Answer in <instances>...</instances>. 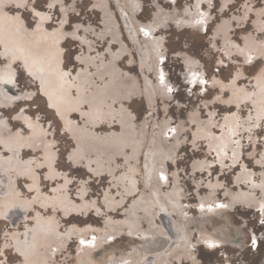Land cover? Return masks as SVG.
I'll list each match as a JSON object with an SVG mask.
<instances>
[{"label": "rangeland", "instance_id": "obj_1", "mask_svg": "<svg viewBox=\"0 0 264 264\" xmlns=\"http://www.w3.org/2000/svg\"><path fill=\"white\" fill-rule=\"evenodd\" d=\"M0 22L61 41L56 90L72 118L67 128L24 66L43 49L0 37V77L10 69L26 96L0 106V169L20 195L0 205V264H111L145 242L113 238L134 223L164 240L133 264H192L194 249L198 264H264V0H0ZM102 228L112 241L81 251Z\"/></svg>", "mask_w": 264, "mask_h": 264}, {"label": "bare ground", "instance_id": "obj_2", "mask_svg": "<svg viewBox=\"0 0 264 264\" xmlns=\"http://www.w3.org/2000/svg\"><path fill=\"white\" fill-rule=\"evenodd\" d=\"M129 4V3H128ZM131 4V3H130ZM224 10V9H223ZM21 13V12H20ZM19 14V13H18ZM6 15V14H5ZM159 15V14H158ZM36 16V18L38 19V21H40V17L41 16H39V14H36L35 15ZM7 17V16H6ZM174 18V17H173ZM3 20V19H2ZM23 18H22V21L21 22H23ZM41 22V21H40ZM1 23V22H0ZM198 23L200 24V22H194V24L192 25V27L193 26H197V27H199V28H202V26L201 25H203V24H200V25H198ZM3 24V23H2ZM2 24H0L1 26H2ZM8 26V25H7ZM2 27H4V25L2 26ZM2 27H0V28H2ZM19 27V26H18ZM26 27H28V26H26ZM11 28V27H10ZM9 29V28H8ZM12 29H13V27H12ZM31 29V28H30ZM1 30H4V29H1ZM6 31H5V33L3 32V31H1V33H0V37L2 38H4L5 40H7V41H13V40H19L20 42H21V44H23L22 43V35H24V39L23 40H26V43H27V47H28V50L29 51H31L32 49H38L37 47H41L42 49H43V52H41V54L43 55H41L40 53H38L39 54V58H40V60L42 61L43 60V62L44 63H46L47 65L46 66H43L44 65V63L43 62H41L39 59H37V58H35V60H27V58H25L24 59V62H25V67L27 68V70H28V72H29V74L30 75H34L35 76V78L37 79V80H39L40 82H41V86H42V92H43V94L46 96V98H47V102L49 103V105L55 110V112H56V114H57V116L59 117V118H61V120L63 121V123L65 124V126L68 128L69 126H70V124H69V121L72 119H70L69 120V118H67V116H66V114H65V112H63V110L60 108V103H62V101H60V99H59V97H61V95H62V93H59L56 89V87H59V86H61V84H60V82L62 81V83L64 82V79H62V76H59L57 73H56V71H55V68H54V66L53 65H55V60L54 59H59V56H61V54H62V51H61V41H59V39H55L54 38V35L52 34V32L48 29V27L47 26H43L42 28H41V26H40V23H39V25H37L36 24V26H35V28L33 29V32H29V34H22L23 33V30L24 29H21V28H18L17 30L16 29H13V30H7V28L5 29ZM16 30V31H15ZM22 30V31H21ZM29 31V30H28ZM3 32V33H2ZM34 33H36V34H34ZM37 33H41V34H39V36L37 35ZM32 34V35H31ZM127 34V33H126ZM144 34V33H143ZM31 35V36H30ZM35 35V36H34ZM132 35V34H131ZM247 36V35H246ZM0 38V39H1ZM2 38V39H3ZM44 39L45 38V40L44 41H42V39ZM1 39V40H2ZM49 40H50V43H48L49 42ZM4 41V40H3ZM5 42V41H4ZM16 42V41H15ZM14 42V43H15ZM11 44L13 43V42H10ZM25 43V44H26ZM6 44H9V43H6ZM10 45V44H9ZM15 46H17V44H14ZM42 45V46H41ZM138 45V44H137ZM144 45V44H143ZM8 46V45H7ZM126 46V45H125ZM10 47V48H9ZM9 47H7V48H9L10 50H11V45L9 46ZM23 47H24V44H23ZM146 48V47H145ZM14 49H15V47H14ZM16 49H17V47H16ZM15 51V50H14ZM25 51V50H24ZM5 52V51H4ZM144 52H145V50H144ZM8 53H9V51H8ZM14 53V52H13ZM16 53V52H15ZM25 53V52H24ZM27 53V52H26ZM35 53V52H34ZM50 53V55L51 56H46L47 54H49ZM148 53V52H147ZM11 54V53H10ZM17 54V53H16ZM36 54V53H35ZM142 54V53H141ZM145 54V53H144ZM13 55V54H12ZM34 55V54H33ZM8 56V55H7ZM4 58V57H3ZM142 59H144V58H142ZM149 59V58H148ZM18 60V59H17ZM145 60H147L146 58H145ZM142 61V60H141ZM14 62V61H13ZM150 64V63H149ZM148 64V65H149ZM9 65V64H8ZM41 65V66H40ZM142 65H144V64H142ZM148 65H147V67H148ZM42 66L43 67H46V71H45V73L46 74H48V75H51L50 77H49V80L47 81V80H43V79H41L40 78V76H39V72H37V70L35 69V68H42ZM8 67V66H7ZM150 67V66H149ZM4 68V67H3ZM10 68V67H9ZM61 68V67H60ZM261 68V67H260ZM150 69V68H149ZM4 71H2L1 70V73H2V75H1V77H0V106H1V103H6V102H17V101H19V100H21V99H24V97L23 96H25V94L24 93H20V88H19V86L14 82V80L12 79V74H11V72H10V69H8V68H5V69H3ZM62 70V69H61ZM61 72V71H60ZM59 72V73H60ZM67 72V71H66ZM43 74V73H42ZM52 74H53V76H52ZM63 74V73H62ZM15 75H16V73H15ZM47 75V76H48ZM58 75V76H57ZM42 76V75H41ZM64 77V76H63ZM60 78V79H59ZM66 79V78H65ZM148 80H149V78H148ZM149 82V81H148ZM151 82V81H150ZM145 83V82H144ZM167 83V82H166ZM170 84V83H169ZM151 85H152V83H151ZM158 86V85H157ZM160 86V85H159ZM62 87V86H61ZM162 87V86H161ZM164 87V86H163ZM151 89V88H150ZM161 89V88H160ZM165 89V88H164ZM63 90V89H62ZM152 91H153V89H152ZM251 91V90H250ZM40 92V91H39ZM151 93V92H150ZM175 93V92H174ZM149 94V93H148ZM31 95L32 94H30L29 96H30V98H31ZM153 95V94H152ZM26 97V96H25ZM147 97H150V96H147ZM9 100V101H7V99ZM29 98V97H28ZM146 99V98H145ZM147 99H149V98H147ZM79 101V100H78ZM101 101L102 100H93L92 101V103H89L90 105H91V107L93 108L92 109V112H91V114H93L96 110V112H99L100 111V105L99 104H101ZM154 101H155V99H154ZM67 102L68 103H70V101H68L67 100ZM152 102V101H151ZM247 102V101H246ZM64 103V102H63ZM67 103V104H68ZM75 103H78L77 101L75 102ZM150 103V102H149ZM104 104V103H103ZM10 105H12V104H10ZM150 105V104H149ZM3 106V105H2ZM66 106H68V105H66ZM64 108H65V103H64ZM75 109H76V107H74ZM73 108V109H74ZM2 109H3V107H2ZM70 111V110H69ZM78 111V110H77ZM2 112V111H1ZM68 113V112H67ZM2 114V113H1ZM69 116V115H68ZM87 116V118H89V115L87 114L86 115ZM31 117V116H30ZM32 118V117H31ZM94 119V118H93ZM33 120V119H32ZM35 120V119H34ZM110 120V119H109ZM39 122V121H38ZM126 122V121H125ZM5 124H7V122H6V119H4L3 117H2V115H1V125H0V130H1V136H2V134H4V133H6L5 132V130L3 129V127L2 126H4ZM127 124V123H126ZM125 124V125H126ZM99 125V124H98ZM121 125V124H120ZM9 126V125H8ZM34 126V125H33ZM31 124H29L28 125V127L29 128H32L33 127ZM78 126V125H77ZM111 126V125H110ZM65 127V128H66ZM98 127V126H97ZM33 128H35V127H33ZM42 129V128H41ZM39 129H37V131H38ZM69 130V129H68ZM42 131H44V129L42 130ZM41 131V132H42ZM20 132H22V131H20ZM24 132V131H23ZM40 131H39V133H41ZM38 133V132H37ZM42 133H44V132H42ZM75 133V132H74ZM103 133V132H102ZM8 134V133H7ZM22 134V133H21ZM92 134H94L93 132H92ZM99 134V133H98ZM97 134V135H98ZM108 134V133H107ZM114 134V133H113ZM11 135V134H10ZM9 135V136H10ZM15 135V134H14ZM44 135H46V134H44ZM43 135V136H44ZM96 135V134H95ZM94 135V136H95ZM96 135V136H97ZM130 135V134H129ZM99 136V135H98ZM104 136V135H103ZM106 136V135H105ZM113 136V135H112ZM115 136V135H114ZM113 136V137H114ZM152 136V135H151ZM150 136V137H151ZM8 137V136H7ZM28 137H30V135L28 136ZM39 137H41V136H39ZM38 137V138H39ZM85 137V136H84ZM26 138H27V136H26ZM33 138V137H32ZM4 139V138H3ZM28 139H30V138H28ZM83 139V138H82ZM157 139V138H156ZM5 140V139H4ZM75 140H79L78 139V136L76 137V139ZM84 140V139H83ZM86 140V139H85ZM84 140V141H85ZM13 142V141H12ZM36 142V141H35ZM37 142H42V141H37ZM51 142V141H50ZM54 142V141H53ZM76 142V141H75ZM26 143H27V141H26ZM26 143H24L23 145H25ZM153 143V142H152ZM157 143V142H156ZM1 144V143H0ZM2 144H4V143H2ZM16 144V143H15ZM14 144V145H15ZM52 145H53V143H51ZM77 144V143H76ZM13 145V144H12ZM29 146H30V148L32 149L33 148V152H34V149H36L40 144L39 143H36V144H33V143H30V144H28ZM80 145V144H79ZM84 145V144H83ZM150 145V144H149ZM1 146H3V145H1ZM42 146V145H41ZM81 146H82V144H81ZM152 146V145H151ZM7 147V146H6ZM5 147V148H6ZM12 147H14V146H12ZM51 148H52V146H50ZM84 147V146H83ZM147 147H149L148 145H147ZM146 147V148H147ZM1 148V147H0ZM9 148V147H8ZM16 148V150H17V147H15ZM91 148V147H90ZM3 149H4V147H3ZM21 149V148H20ZM25 149V148H24ZM37 149H39V148H37ZM87 149V148H86ZM40 150V149H39ZM85 150V149H84ZM145 150V149H144ZM7 151H10V150H7ZM12 151H15V150H12ZM11 151V152H12ZM2 152V151H1ZM10 152V153H11ZM20 152V151H19ZM18 152V153H19ZM21 152H22V150H21ZM7 153V152H6ZM20 154V153H19ZM85 154V153H84ZM148 154V153H147ZM13 155H14V152H13ZM16 155H17V153H16ZM49 155V154H48ZM81 155V154H80ZM86 155V154H85ZM84 155V156H85ZM18 156H20V155H18ZM42 156V155H41ZM45 156V155H44ZM82 156V155H81ZM6 157V156H5ZM47 157H49V156H47ZM47 157H46V159H47ZM80 157V156H79ZM83 157V156H82ZM2 158V157H1ZM8 158V157H7ZM17 158V157H16ZM36 158V157H35ZM39 158V157H38ZM44 158V157H43ZM19 159V158H18ZM34 159V158H33ZM5 160H10V161H13V159L12 158H8V159H5ZM49 160V159H48ZM83 160V159H82ZM73 161V160H72ZM15 162V161H14ZM30 162V161H29ZM37 162V161H36ZM47 163V162H46ZM45 163V164H46ZM73 163V162H72ZM75 163V162H74ZM105 163V162H104ZM147 163V162H146ZM49 164V163H48ZM51 164H52V162H51ZM42 165V164H41ZM37 166H40V165H37ZM86 166V165H85ZM30 167V166H29ZM36 167V166H35ZM50 167V166H49ZM101 167V166H100ZM19 168V167H18ZM31 168V167H30ZM3 169V168H2ZM90 169V168H89ZM107 169H108V167H107ZM111 169V168H110ZM57 170V169H56ZM19 171V170H18ZM53 171V170H52ZM107 171V170H106ZM8 170L7 169H3V170H1L0 169V205H1V203L2 204H5V203H9V202H11V201H14L16 198H18L20 195H18V192H15L14 191V188H13V186H14V184H13V181H9L8 179H6V178H3V176L4 177H8L7 175H8ZM54 172V171H53ZM109 172H110V170H109ZM60 173V172H59ZM64 173V172H63ZM95 173H96V171H95ZM107 173H108V171H107ZM51 174V173H50ZM66 174V173H65ZM98 174V173H97ZM108 174H110V173H108ZM12 175V174H11ZM58 175V174H57ZM48 176V175H47ZM52 176V175H51ZM66 176V175H65ZM99 176V175H98ZM49 177V176H48ZM47 177V178H48ZM53 177H55L54 175H53ZM17 178V177H16ZM59 178V177H58ZM65 178H67V176L65 177ZM46 179V178H45ZM51 179V178H50ZM52 180V179H51ZM69 181H70V179H69ZM67 182V181H66ZM71 182V181H70ZM37 183H38V180H37ZM67 185H68V183H67ZM26 186V185H25ZM40 186V185H39ZM16 187V186H15ZM43 188V187H42ZM69 188V187H68ZM30 189V188H29ZM37 189H39V187L37 188ZM56 189V188H55ZM27 190H28V188H27ZM56 190H58V188L56 189ZM20 191V190H19ZM29 191V190H28ZM55 191V190H54ZM60 191V190H59ZM80 191H81V189H80ZM106 191V190H105ZM63 192V191H62ZM54 193V192H53ZM66 194H68V192H65ZM78 193V192H77ZM82 194V193H81ZM87 194V193H86ZM107 194H109V193H107ZM57 195H58V192H57ZM69 195V194H68ZM78 195V194H77ZM118 195V194H117ZM25 196V195H24ZM35 196V195H34ZM53 196H54V194H53ZM110 196V195H109ZM23 197V196H22ZM70 197V196H69ZM76 197V196H75ZM79 197H81V196H79ZM205 198V197H204ZM48 199V198H47ZM53 199H55V198H53ZM67 199H68V197H67ZM71 199V198H70ZM96 199V198H95ZM109 199V198H108ZM168 199V198H167ZM170 199V198H169ZM172 199V198H171ZM27 200V199H26ZM56 200H57V198H56ZM81 200H82V198H81ZM85 200V199H84ZM18 201V200H17ZM50 201V200H49ZM52 201V200H51ZM54 201V200H53ZM52 201V202H53ZM110 201V200H109ZM112 201V200H111ZM202 201V200H201ZM201 201H199V203H196V204H198L196 207L198 208V206H203L204 205V207L206 208V210L208 209V206H209V208H210V206H212L213 204V202L211 203V202H209V201H207V202H201ZM58 202V201H57ZM73 202V201H72ZM71 202V203H72ZM85 202V201H84ZM94 202V201H93ZM222 202V201H221ZM54 203V202H53ZM59 203V202H58ZM58 203H56V204H58ZM80 203V202H79ZM112 203V202H111ZM111 203H110V205L109 206H111ZM160 203V202H159ZM168 203V202H167ZM29 204V203H28ZM32 204V203H31ZM43 204V203H42ZM42 204H39L40 206L42 205ZM49 204V203H48ZM50 204H51V202H50ZM55 204V203H54ZM64 204V203H63ZM67 204V203H66ZM170 204V203H169ZM37 205V204H36ZM35 205V206H36ZM76 205V204H75ZM97 205V204H96ZM11 206V205H10ZM24 206H26V204L24 205ZM45 206V205H44ZM51 206V205H50ZM81 206H83V205H81ZM108 206V205H107ZM194 206V205H193ZM3 207H5V206H3ZM8 207V206H7ZM28 207H30V206H27L26 208H28ZM58 207H59V205H58ZM65 206H63L62 208H64ZM67 207H69V206H67ZM96 207H98V206H96ZM195 207V206H194ZM199 207V208H200ZM215 207V206H214ZM223 207V206H222ZM13 208V207H12ZM33 208H34V205H33ZM66 208V207H65ZM75 207H73V209H74ZM84 208H85V206H84ZM113 208V207H112ZM60 209V208H59ZM70 210H71V208H69ZM79 209V207L78 208H76V210H78ZM108 209H110V208H108ZM13 210V209H12ZM38 210V209H37ZM45 210V209H44ZM61 210V209H60ZM64 210V209H63ZM160 210V209H159ZM198 210V209H197ZM65 211V210H64ZM63 211V212H64ZM66 211H67V208H66ZM65 211V212H66ZM75 211V210H74ZM73 211V212H74ZM81 211H82V209H81ZM97 210H95V212H96ZM102 211V210H101ZM164 211V210H163ZM13 212H14V210H13ZM13 212H11V213H13ZM28 212V211H27ZM100 212V211H99ZM128 210L125 212V214H128ZM161 212H162V210H161ZM216 212H218V211H216ZM98 213V212H97ZM154 213V212H153ZM63 214V213H62ZM68 214V213H67ZM65 215V214H64ZM63 215V216H64ZM85 215V214H84ZM87 215V214H86ZM166 215V214H165ZM4 216V215H3ZM9 217V216H8ZM11 218L10 219H13L12 218V215L10 216ZM28 217V216H27ZM60 217V216H59ZM65 217H67V216H65ZM154 217V216H153ZM63 218V217H62ZM9 219V220H10ZM163 219H165V217L163 218ZM162 219V220H163ZM15 222V221H14ZM13 222V223H14ZM148 222V221H147ZM62 224V223H61ZM16 225V224H15ZM27 225V224H26ZM88 225V224H87ZM148 225H149V223H148ZM152 225V224H151ZM151 225H149L148 226V228H139L135 223L134 224H132V226H130V230H128L127 232H125V231H120L119 233L117 232V233H115L114 234V237L113 238H115L116 236H119L118 234H126V233H130V235L132 234L133 236L134 235H137V237L138 236H140V238L141 239H143V240H145V242L143 243V244H141V245H135V246H133V247H131V250H129V251H127V252H125L123 255L121 254V256H116V257H114L113 259L111 258V260H110V263L111 264H133L134 263V261L139 257V256H141L142 254H144V253H147V252H149L150 250H152L153 248L155 249L158 245H161V241H162V239L164 240V237L162 236V235H159L158 233H156V229H154L153 228V225L151 226ZM163 226V225H162ZM161 226V227H162ZM75 227V226H74ZM97 227V226H96ZM160 227V226H159ZM103 228H111V225H109V226H105V227H103ZM103 228L102 229H99V231H101L102 230V234H100V236H97L96 235V242H94V241H92V240H89V239H83V236L81 237V239H83V241L81 242V244L79 245V249L82 251L83 250V248L86 250V252L87 253H89L90 251H92V250H95L97 247H99V246H101V245H104V246H106L107 244V242L109 241L110 242V240H111V238L110 239H104L105 238V236H104V233H103ZM113 228V227H112ZM39 229V228H38ZM28 230V229H27ZM31 230V229H30ZM26 231V230H25ZM30 232H32V231H30ZM50 231H48V233H49ZM25 233H27V231L25 232ZM36 234L38 233V232H35ZM64 233V232H63ZM150 233H152V235L151 236H149L148 234H150ZM165 233V232H164ZM50 234V233H49ZM59 234V233H58ZM129 235V234H128ZM167 236H168V234H167ZM174 236V235H173ZM26 237H27V235H26ZM25 237V238H26ZM35 237H37V236H35ZM51 237H52V235H51ZM130 237V236H129ZM175 237V236H174ZM173 237V238H174ZM71 238V237H70ZM112 238V239H113ZM134 238H136V237H134ZM213 237H210V236H208V235H203L200 239H199V242H201L202 244L204 243V244H207V246L208 247H210V246H212V244H214L213 243V239H212ZM26 240V239H25ZM25 240H23V241H25ZM175 240V239H174ZM205 240V241H204ZM257 240V239H256ZM256 240H255V242H256ZM27 241V240H26ZM80 241V240H79ZM87 241H89L88 243H87ZM112 241V240H111ZM169 241V240H168ZM18 242H20L19 240H18ZM225 242V241H224ZM21 243V242H20ZM198 243V242H197ZM219 243V242H218ZM109 244V243H108ZM51 245V244H50ZM55 245V244H54ZM198 246V245H197ZM216 246V245H215ZM24 247L25 246H23V249H24ZM196 247V246H195ZM194 248V247H193ZM152 250L151 251V253H149V255H150V257H152V255H155L157 252H155V250ZM164 249V248H163ZM195 250L196 249H194V250H192L191 251V256H190V258H191V263L192 264H198V259L196 258V255L194 254V252H195ZM21 251H23L24 252V250H21ZM163 251V250H162ZM95 252H96V250H95ZM153 252H155V253H153ZM159 252V251H158ZM161 252V251H160ZM33 253H35V251H33ZM85 253V252H84ZM95 254V253H94ZM48 255V254H47ZM56 255V254H55ZM159 254H157V256H158ZM179 255V254H178ZM177 256V255H176ZM79 257H80V254H79ZM4 259V258H3ZM36 259V257H34L33 255H31V258L29 257V260H33V262H36V261H34ZM149 259V258H148ZM81 260V259H80ZM163 260V259H162ZM161 260V261H162ZM167 260V259H166ZM49 261V260H48ZM82 261H83V259H82ZM82 261H79V262H82ZM91 261V262H90ZM86 262H87V264H98L97 262H96V260L94 259V258H90V256L88 257V259L86 260ZM82 264V263H81Z\"/></svg>", "mask_w": 264, "mask_h": 264}, {"label": "snow or ice", "instance_id": "obj_3", "mask_svg": "<svg viewBox=\"0 0 264 264\" xmlns=\"http://www.w3.org/2000/svg\"><path fill=\"white\" fill-rule=\"evenodd\" d=\"M253 243L255 244V240H253Z\"/></svg>", "mask_w": 264, "mask_h": 264}, {"label": "water", "instance_id": "obj_4", "mask_svg": "<svg viewBox=\"0 0 264 264\" xmlns=\"http://www.w3.org/2000/svg\"><path fill=\"white\" fill-rule=\"evenodd\" d=\"M39 90V89H38ZM40 94H41V91H40Z\"/></svg>", "mask_w": 264, "mask_h": 264}, {"label": "flooded vegetation", "instance_id": "obj_5", "mask_svg": "<svg viewBox=\"0 0 264 264\" xmlns=\"http://www.w3.org/2000/svg\"><path fill=\"white\" fill-rule=\"evenodd\" d=\"M51 107V106H50Z\"/></svg>", "mask_w": 264, "mask_h": 264}]
</instances>
